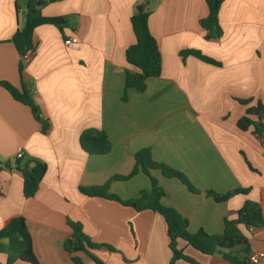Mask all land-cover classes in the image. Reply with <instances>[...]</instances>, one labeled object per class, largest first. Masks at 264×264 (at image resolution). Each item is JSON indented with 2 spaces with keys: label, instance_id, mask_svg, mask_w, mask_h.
Segmentation results:
<instances>
[{
  "label": "crops",
  "instance_id": "crops-1",
  "mask_svg": "<svg viewBox=\"0 0 264 264\" xmlns=\"http://www.w3.org/2000/svg\"><path fill=\"white\" fill-rule=\"evenodd\" d=\"M43 1V16L63 17L66 23L37 27L34 52L24 56L12 40L25 24L29 0H0V82L19 89L26 84L48 124L44 131L30 107L0 85V160L15 161L22 151V159L47 166L37 193L28 198L21 176L1 171L0 229L12 217L23 216L38 264H74L63 246L73 233L70 222L101 245L95 254L104 264H171L166 222L159 213L80 191L129 174L135 153L144 147L202 191L192 193L179 179L154 172L165 190L162 202L188 219L191 232L222 233L224 218L236 214L246 200L259 203L264 214L262 138L253 125L247 130L238 126L248 108L264 104V0H224L219 39H206L200 25L208 15L206 0ZM145 3L162 70L148 79L144 92L129 89L124 101L126 70H136L125 57L136 41L131 18ZM70 36L79 39L77 49L64 44ZM187 50L220 65L183 55ZM247 99L251 102L243 103ZM90 128L107 132L109 153L89 154L81 147L80 135ZM150 186V178L138 173L111 181L110 192L126 201ZM238 188L247 193L227 201L203 192ZM242 230L247 256L260 252L256 264H264V227ZM179 247L200 264H234L182 239ZM244 249H235L241 258ZM79 256L85 264H97L83 252ZM7 259L0 251V263ZM13 264L33 263L19 259ZM174 264L191 263L178 259Z\"/></svg>",
  "mask_w": 264,
  "mask_h": 264
},
{
  "label": "trees",
  "instance_id": "trees-1",
  "mask_svg": "<svg viewBox=\"0 0 264 264\" xmlns=\"http://www.w3.org/2000/svg\"><path fill=\"white\" fill-rule=\"evenodd\" d=\"M224 0H206L208 15L200 20L201 27L206 31V39H219L222 28L219 22V12ZM43 0H29L28 11L25 24L19 28L13 37V42L17 50L24 56L29 50L35 48L33 37L35 29L43 24L50 23L63 27L66 20L63 17H45L41 13ZM150 10L147 3L139 4L131 18L132 28L136 41L130 45L125 52L127 63L136 70H126L125 86L122 99H128V90L134 88L144 92L147 88V81L151 77H158L162 70V55L156 38L150 31L148 19ZM192 54L200 59L220 65L219 62L201 54L197 50H187L185 54ZM20 71H23V63H20ZM0 85L8 90L11 96L18 102L30 107L34 116L43 124L44 131L48 124L40 114V108L34 99L31 89L23 84L19 89L7 81H1ZM251 99L244 100L243 103H250ZM252 115L257 120L252 119ZM262 123V126L260 124ZM255 127V133L259 137L264 136V104L258 101L256 106L247 109L246 115L238 121V126L247 130L250 126ZM80 145L89 154L103 155L110 152L112 144L107 132L103 129H86L80 135ZM8 170L19 174L23 178V194L25 197H33L38 191L40 183L46 173L47 166L44 162L36 159L16 158L15 161H1L0 173ZM154 172H160L167 178L179 179L192 193H202L186 175L163 162L155 160L149 147H144L135 153V164L132 171L127 175H115L109 182L102 186L80 187V191L88 196H98L111 200H117L123 204L131 205L137 210L150 209L159 213L166 222L168 246L172 253L171 264L178 259H183L191 264H200L192 257L186 255L179 247L182 239L196 250L205 254H221L223 258L234 264H251L247 254L248 240L242 230L244 228L264 227V214L259 203L246 200L243 207L234 215L224 218V230L222 233L210 234L203 229L197 232L189 230V222L180 211L172 206L165 205L162 200L165 190L160 184L159 178ZM138 173H143L150 178V189L142 190L137 198L132 200H121L117 195L110 192V183L114 180H127ZM206 196L216 201H227L239 193H247V190L238 188L225 193H217L213 190L203 191ZM73 229L72 236L67 239L63 246L71 255L74 264H85L79 256L80 252L87 254L97 264H104L95 254V250L101 247L87 236L82 226L75 222H70ZM244 245L245 257L241 258L236 247ZM0 251L8 255L6 264H13L16 260H23L33 264H38L33 250L32 238L28 231L25 218L23 216L12 217L0 229ZM2 264V263H0Z\"/></svg>",
  "mask_w": 264,
  "mask_h": 264
},
{
  "label": "built area",
  "instance_id": "built-area-1",
  "mask_svg": "<svg viewBox=\"0 0 264 264\" xmlns=\"http://www.w3.org/2000/svg\"><path fill=\"white\" fill-rule=\"evenodd\" d=\"M64 44L68 47V48H71V49H77L78 46H79V39L76 37V36H70V37H67L64 39ZM32 52H34V49L33 50H29L27 54H31ZM25 55V56H26ZM262 142H263V148H264V136L262 137ZM17 158H21L23 157V152L20 151L17 156ZM263 257V254L260 253V252H256V253H251L248 255V259H249V262L251 264H256L258 263Z\"/></svg>",
  "mask_w": 264,
  "mask_h": 264
},
{
  "label": "water",
  "instance_id": "water-1",
  "mask_svg": "<svg viewBox=\"0 0 264 264\" xmlns=\"http://www.w3.org/2000/svg\"><path fill=\"white\" fill-rule=\"evenodd\" d=\"M260 126H262V123L260 124Z\"/></svg>",
  "mask_w": 264,
  "mask_h": 264
}]
</instances>
